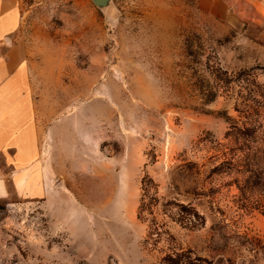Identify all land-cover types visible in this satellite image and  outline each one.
I'll list each match as a JSON object with an SVG mask.
<instances>
[{
  "label": "rangeland",
  "instance_id": "obj_1",
  "mask_svg": "<svg viewBox=\"0 0 264 264\" xmlns=\"http://www.w3.org/2000/svg\"><path fill=\"white\" fill-rule=\"evenodd\" d=\"M2 35L75 170L0 196V264H264V0H0Z\"/></svg>",
  "mask_w": 264,
  "mask_h": 264
},
{
  "label": "crops",
  "instance_id": "obj_2",
  "mask_svg": "<svg viewBox=\"0 0 264 264\" xmlns=\"http://www.w3.org/2000/svg\"><path fill=\"white\" fill-rule=\"evenodd\" d=\"M4 36H0V196L11 190L25 199L65 201L64 178H58L59 171L65 177L75 170L69 161L74 121L58 105L53 107L58 93L48 72L35 76L26 46L6 40L3 44Z\"/></svg>",
  "mask_w": 264,
  "mask_h": 264
},
{
  "label": "water",
  "instance_id": "obj_3",
  "mask_svg": "<svg viewBox=\"0 0 264 264\" xmlns=\"http://www.w3.org/2000/svg\"><path fill=\"white\" fill-rule=\"evenodd\" d=\"M95 5L102 8L105 6H108L110 3V0H92Z\"/></svg>",
  "mask_w": 264,
  "mask_h": 264
}]
</instances>
